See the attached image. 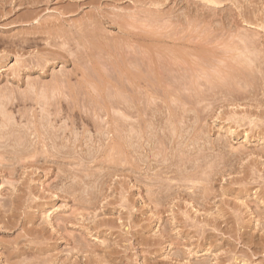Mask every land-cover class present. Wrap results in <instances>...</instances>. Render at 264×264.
<instances>
[{"label": "rangeland", "instance_id": "1", "mask_svg": "<svg viewBox=\"0 0 264 264\" xmlns=\"http://www.w3.org/2000/svg\"><path fill=\"white\" fill-rule=\"evenodd\" d=\"M0 264H264V0H0Z\"/></svg>", "mask_w": 264, "mask_h": 264}, {"label": "bare ground", "instance_id": "2", "mask_svg": "<svg viewBox=\"0 0 264 264\" xmlns=\"http://www.w3.org/2000/svg\"><path fill=\"white\" fill-rule=\"evenodd\" d=\"M97 27V26H96ZM35 30V29H34ZM87 30V29H86ZM68 39V38H67ZM68 41V40H67ZM74 42V39H73ZM76 42V41H75ZM67 45V44H66ZM91 47V46H90ZM91 49V48H90ZM238 56V55H237ZM134 60V59H133ZM89 62V61H88ZM151 66V65H150ZM197 70V69H196ZM201 70V69H200ZM136 71V70H135ZM125 72V71H124ZM128 74V73H127ZM142 77V76H141ZM192 77V76H191ZM3 127V126H2Z\"/></svg>", "mask_w": 264, "mask_h": 264}]
</instances>
